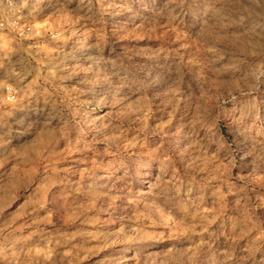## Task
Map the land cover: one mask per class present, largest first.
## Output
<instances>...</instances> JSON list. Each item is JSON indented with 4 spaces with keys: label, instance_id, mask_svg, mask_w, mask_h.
<instances>
[{
    "label": "rangeland",
    "instance_id": "obj_1",
    "mask_svg": "<svg viewBox=\"0 0 264 264\" xmlns=\"http://www.w3.org/2000/svg\"><path fill=\"white\" fill-rule=\"evenodd\" d=\"M0 264H264V0H0Z\"/></svg>",
    "mask_w": 264,
    "mask_h": 264
}]
</instances>
